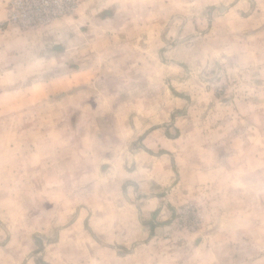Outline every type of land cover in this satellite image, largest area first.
Listing matches in <instances>:
<instances>
[{
  "label": "rangeland",
  "instance_id": "obj_1",
  "mask_svg": "<svg viewBox=\"0 0 264 264\" xmlns=\"http://www.w3.org/2000/svg\"><path fill=\"white\" fill-rule=\"evenodd\" d=\"M14 1L0 264H264V0Z\"/></svg>",
  "mask_w": 264,
  "mask_h": 264
},
{
  "label": "built area",
  "instance_id": "obj_2",
  "mask_svg": "<svg viewBox=\"0 0 264 264\" xmlns=\"http://www.w3.org/2000/svg\"><path fill=\"white\" fill-rule=\"evenodd\" d=\"M15 8L19 9L13 14V18L18 20L19 18L25 19L30 14H35L38 17V21L35 22L36 26L41 23H46L53 20L54 17L64 15L70 7L71 1L67 0H15ZM56 14V16H54ZM48 16L52 17L48 19ZM34 24V23H33Z\"/></svg>",
  "mask_w": 264,
  "mask_h": 264
},
{
  "label": "crops",
  "instance_id": "obj_3",
  "mask_svg": "<svg viewBox=\"0 0 264 264\" xmlns=\"http://www.w3.org/2000/svg\"><path fill=\"white\" fill-rule=\"evenodd\" d=\"M238 264H262V262L260 260L244 259V261H242Z\"/></svg>",
  "mask_w": 264,
  "mask_h": 264
},
{
  "label": "water",
  "instance_id": "obj_4",
  "mask_svg": "<svg viewBox=\"0 0 264 264\" xmlns=\"http://www.w3.org/2000/svg\"><path fill=\"white\" fill-rule=\"evenodd\" d=\"M108 11H110V10H108Z\"/></svg>",
  "mask_w": 264,
  "mask_h": 264
}]
</instances>
